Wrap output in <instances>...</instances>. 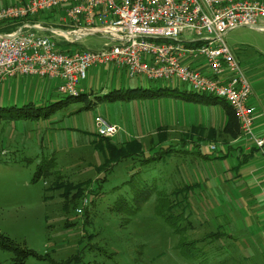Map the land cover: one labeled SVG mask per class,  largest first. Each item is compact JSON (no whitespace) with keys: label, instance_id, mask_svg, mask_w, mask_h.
Wrapping results in <instances>:
<instances>
[{"label":"rangeland","instance_id":"1","mask_svg":"<svg viewBox=\"0 0 264 264\" xmlns=\"http://www.w3.org/2000/svg\"><path fill=\"white\" fill-rule=\"evenodd\" d=\"M226 40L248 76L254 68L264 70V31L238 27ZM13 80L0 88V233L43 256H30L23 264H264V210L245 183L251 166L260 165L263 157L257 152L233 178L236 156L249 143L222 134L226 113L221 104L199 100L188 84L130 78L111 66L90 70L86 92L95 99L120 88L126 98L89 108L86 101L59 93L56 80ZM156 88L164 90L150 91ZM63 99L67 103L49 107ZM29 105L33 116L13 117L17 108ZM98 115L118 124L126 141L140 140L147 155L169 145L186 151L148 167L134 166L132 158L117 163L101 141ZM108 138L123 143L117 135ZM192 140L204 152L225 142L231 156L207 159L189 152L197 145ZM131 176L136 181L124 183ZM142 177L149 178L153 194L134 214L131 185L147 186ZM192 182L200 185L188 193L190 205L180 204L174 213L191 214L192 228L183 236L199 240L188 250L192 254H185L180 235L157 212V199ZM126 195L128 206L116 211V200ZM220 229L219 239L210 237ZM17 257L0 247V264H17Z\"/></svg>","mask_w":264,"mask_h":264},{"label":"built area","instance_id":"2","mask_svg":"<svg viewBox=\"0 0 264 264\" xmlns=\"http://www.w3.org/2000/svg\"><path fill=\"white\" fill-rule=\"evenodd\" d=\"M55 13L59 23L45 24ZM243 26L264 31V0H0V88L12 78L38 77L79 97L98 66L149 82L175 80L226 100L241 137L264 154V136L254 130L264 108L251 103L252 82L226 40ZM91 37L104 41L77 46ZM95 123L103 137L121 129L101 115Z\"/></svg>","mask_w":264,"mask_h":264},{"label":"trees","instance_id":"3","mask_svg":"<svg viewBox=\"0 0 264 264\" xmlns=\"http://www.w3.org/2000/svg\"><path fill=\"white\" fill-rule=\"evenodd\" d=\"M13 27L14 26H5V27H2L1 30L2 31H9V30L13 29ZM162 90H164V88H156V89H152L150 91H152V93H156V92L162 91ZM113 91L116 93V95L113 94ZM113 91L107 92L104 95H97V96H95V99L91 98L92 93L83 92L79 97H77V100L86 101L85 107L89 108V107H92L93 105H96L98 102H104L107 100L114 101L117 98H126L125 95L120 93V88L115 89ZM192 95L197 96L199 98V100H201L205 103L221 104L224 108L225 113H226V121H225L224 126L222 128V134H224L225 137L231 139V141L236 140L238 138L240 140L244 139L243 137H241L242 132H241V127H240V121H239L238 117L236 116L233 107L226 100H224L220 97H217V96L198 93V92H194V91H193ZM65 96H67V99L76 98L74 96H68V95H65ZM64 102L67 103V100H65V101H64V99L59 100L56 103L55 102L52 103L49 107H51V106L55 107L56 105L62 106V103H64ZM9 109L10 108H6V110L10 111ZM27 109H34V108H32L31 105L27 106V108H23V107L17 108L16 112L13 114V117H15V118H24L25 117L26 118V117L33 116L32 115L33 113ZM35 110H37V109L35 108ZM36 115H38V114H35L34 116H36ZM1 118H2V115L0 114V121H1ZM101 138H102L101 141H104L106 146L111 150V152H110L111 158L114 161L119 163L120 161H124V160H128V159L132 158L133 160L135 159V162L133 164L134 166H137L138 163L141 167H148L149 165L158 164L161 162L166 163L169 156L173 155L174 153H180L182 151H186L183 149H179L176 146L169 145L168 147H166L160 151L150 150L152 154L147 155L148 152L146 150H144L142 142L138 139L127 140V141H125L119 145L118 142L112 140L111 138L103 137V136H101ZM185 141H188V140H185ZM192 141L194 142L196 140H192ZM195 144H197L199 146H197ZM195 144H194L195 149H192V150L190 149L187 151L198 154V155L203 156L204 158H207V159H217L220 157L228 158L231 156V152L226 148L225 142L222 143L224 145L218 144V150L212 151L210 148H208L207 152H204V150L202 148V144L198 143V140L196 141ZM259 151H260V148L254 144H253L252 149L249 151H245V149H243V148L240 150V152L236 156L237 157V160H236L237 163L231 167V169H233V172H234L233 178L238 179L241 176V174H242V172H240L241 168L245 164H247L248 162L252 161L256 157V153ZM209 152H211V153H209ZM213 153H215V156L214 155L212 156ZM219 153H221V154H219ZM140 171L141 170L139 169V171L135 172L134 174H136V173L138 174V173H140ZM41 173H42V171H40L37 174V178L40 177ZM142 178L148 184L147 186L149 188L145 185V186L141 187L140 188L141 190H140L135 186H134L135 188H133V185H131L132 186L131 190H133L134 193L129 195V199L132 201V204H133L130 212H132L134 214L142 209L143 204L146 201H148V199L153 194L152 193L153 187L149 181V178H147V177H142ZM133 181H136L135 176H133V177L131 176V178L129 180L125 181L124 183H130L131 184V182H133ZM199 185L200 184L198 182L185 183L182 187L176 188L175 190H172L171 193L167 194L166 196L158 197V199H157V202L159 201V203L157 205V212L159 214H161L165 218V220L172 226V229L174 230V232L177 233L178 235H180L179 246L185 254H192V253H189L188 250H190L191 246L196 247L199 240H187L185 238V236H183V232H186L188 229L192 228V223L190 221L191 214L185 216L184 210L178 211V215L174 214V213L176 212V210L178 209L177 207H179L180 204H185L184 208L186 206L190 205L188 202V200H189L188 193L194 192L197 189V187H199ZM83 195H84V193L81 192L79 196H83ZM172 195L176 196L174 198V200H172V202H169V204H165L163 200L164 199L169 200ZM179 197L182 200H179ZM116 201L119 203H116V206L114 209L116 211H119V212L124 207L128 206V204H129V200L127 199V195H126V197L125 196L119 197ZM165 206H167V208H169V209H164ZM174 216H176V217H174ZM182 221H189V223H188V225H183ZM223 234H224V232L220 229L219 231H216V232L212 231L210 234V237L219 239ZM0 247L4 248L6 250H9V251L15 252L18 255V257L15 259V262L17 264L25 263L26 259L30 256H34V257H37L40 259L43 258V256L41 254H39L37 251H35L34 249H31V248L27 247L26 245L23 246L22 244H20L19 242H17L13 238H11L5 234H1V233H0Z\"/></svg>","mask_w":264,"mask_h":264},{"label":"crops","instance_id":"4","mask_svg":"<svg viewBox=\"0 0 264 264\" xmlns=\"http://www.w3.org/2000/svg\"><path fill=\"white\" fill-rule=\"evenodd\" d=\"M59 15H60L59 13H55V15L49 16L47 19L44 20V23L48 24V25L59 23V19H60ZM91 38H92L91 40L87 38L81 42H78L77 46L78 47L97 48V47H100L104 41V39H102L100 37H91ZM251 74H252V75H250L251 78H250V76H249V78H250L252 85H253V94H252L250 101L256 108L261 109V108H264V70L262 69V71H259L258 69L254 68L252 70ZM18 78L24 79V78H32V77H18ZM13 79H15V78H12L8 81L12 82V81H14ZM42 79H45V78H42ZM82 86H83L84 92H86V90H87L86 82H83ZM225 117H226V114H225ZM205 120H202V121H205ZM225 121H226V118H225ZM198 122H201V121L199 120L196 123H198ZM255 127H256L255 132L260 136H264V116H259L257 118L256 123L254 125V130H255ZM122 131H123V129L119 130V132L117 133V138L121 139V141L125 142L126 139H124V138L126 136L123 133L121 136L119 135ZM237 140H240V139L238 138L236 140H232V142L237 141ZM244 146L245 147L243 149H245V151H249L253 147L252 144L251 145L248 144V145H244ZM259 152L263 157L262 158L263 161L260 164L261 166L259 164H254L251 166V168L249 170L250 175H248L249 180L245 179V183H246L247 189L249 190V196H251L252 198H255V196L258 195V198L259 199L261 198L260 203H258L260 205L259 209L264 210V154L261 150ZM252 169L256 172L255 174H254ZM256 188L258 189L259 192L257 194H253L252 191L256 190ZM263 210L261 211V213L263 212ZM260 217H261L262 221L264 222V213H262V215Z\"/></svg>","mask_w":264,"mask_h":264}]
</instances>
